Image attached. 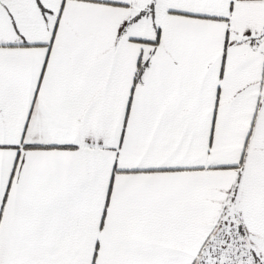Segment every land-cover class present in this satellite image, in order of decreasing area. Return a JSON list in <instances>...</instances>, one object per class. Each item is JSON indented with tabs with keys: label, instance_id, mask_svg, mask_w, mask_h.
Returning <instances> with one entry per match:
<instances>
[{
	"label": "snow or ice",
	"instance_id": "1",
	"mask_svg": "<svg viewBox=\"0 0 264 264\" xmlns=\"http://www.w3.org/2000/svg\"><path fill=\"white\" fill-rule=\"evenodd\" d=\"M0 264H264V0H0Z\"/></svg>",
	"mask_w": 264,
	"mask_h": 264
}]
</instances>
